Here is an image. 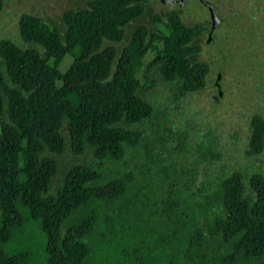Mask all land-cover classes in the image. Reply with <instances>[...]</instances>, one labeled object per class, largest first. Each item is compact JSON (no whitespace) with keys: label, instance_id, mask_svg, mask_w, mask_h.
I'll list each match as a JSON object with an SVG mask.
<instances>
[{"label":"trees","instance_id":"obj_1","mask_svg":"<svg viewBox=\"0 0 264 264\" xmlns=\"http://www.w3.org/2000/svg\"><path fill=\"white\" fill-rule=\"evenodd\" d=\"M58 21L24 12L28 45L0 38V264H264V171L193 189L194 169L165 166V138L141 126L157 116L143 58L153 51L145 74L171 83L174 101L204 89L210 21L149 0H85ZM250 126L259 154L264 117ZM68 150L90 160L62 168Z\"/></svg>","mask_w":264,"mask_h":264},{"label":"rangeland","instance_id":"obj_2","mask_svg":"<svg viewBox=\"0 0 264 264\" xmlns=\"http://www.w3.org/2000/svg\"><path fill=\"white\" fill-rule=\"evenodd\" d=\"M205 1L213 4L220 18L219 25L201 38L199 59L210 65L205 88L174 101L171 83L163 81L152 69L150 77L145 74L153 58L152 50L143 58L137 78L157 114L141 126L146 129L150 141L159 134L165 138L168 151H162L164 165L175 168L181 176L194 169L193 189L206 185L212 192L219 178L233 170L246 175L264 171V148L259 154L247 152L251 117L254 114L264 117V0ZM84 2L4 0L0 11V38L27 46L18 33L21 13L52 17L60 26L58 20L62 11L81 7ZM149 4L155 11L179 7L182 18L189 24L210 21V12L201 0H186L183 6L175 2L162 4L160 0H149ZM71 64L72 57L66 55L60 64L61 72ZM179 134L184 136L183 149L178 148ZM205 148L210 152L201 155ZM142 152L144 150L140 148V154ZM58 159L65 168L78 161L90 160V155H75L68 150ZM135 162L136 159L131 162V167ZM172 179L178 180V175H173Z\"/></svg>","mask_w":264,"mask_h":264},{"label":"water","instance_id":"obj_3","mask_svg":"<svg viewBox=\"0 0 264 264\" xmlns=\"http://www.w3.org/2000/svg\"><path fill=\"white\" fill-rule=\"evenodd\" d=\"M186 0H160L162 4H166L168 2H175L178 3L179 6H183ZM203 4H205L210 12V21L211 27L214 28L219 25L220 18L218 17L217 13L214 10L213 4L209 1L201 0Z\"/></svg>","mask_w":264,"mask_h":264},{"label":"flooded vegetation","instance_id":"obj_4","mask_svg":"<svg viewBox=\"0 0 264 264\" xmlns=\"http://www.w3.org/2000/svg\"><path fill=\"white\" fill-rule=\"evenodd\" d=\"M209 11V10H208ZM210 23H211V21H210ZM211 37V35L209 34V38Z\"/></svg>","mask_w":264,"mask_h":264}]
</instances>
